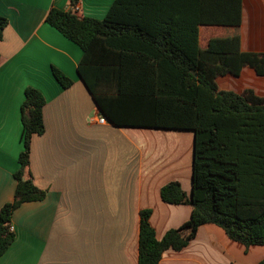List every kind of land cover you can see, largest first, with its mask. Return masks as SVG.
<instances>
[{
  "label": "crops",
  "instance_id": "crops-1",
  "mask_svg": "<svg viewBox=\"0 0 264 264\" xmlns=\"http://www.w3.org/2000/svg\"><path fill=\"white\" fill-rule=\"evenodd\" d=\"M70 1L0 0V17L7 21L0 37V207L14 194L25 88L38 90L45 102L44 131L30 139L27 167L45 195L12 213L14 241L0 264H137L141 211L150 210L157 240L190 218L189 205L164 203L159 191L178 181L190 195L192 132L98 123L101 115L76 70L80 48L45 21L51 7L66 11ZM113 1L77 0L75 12L100 20ZM231 34L240 51L264 55V0H241L240 26ZM52 68L71 80L68 88L58 84ZM215 82L218 90L264 99V75L248 66ZM262 260L264 245L244 247L218 226L203 224L184 248L165 250L158 264Z\"/></svg>",
  "mask_w": 264,
  "mask_h": 264
},
{
  "label": "trees",
  "instance_id": "trees-1",
  "mask_svg": "<svg viewBox=\"0 0 264 264\" xmlns=\"http://www.w3.org/2000/svg\"><path fill=\"white\" fill-rule=\"evenodd\" d=\"M45 21L80 48L78 77L105 120L192 132L190 195L178 181L159 191L164 203L189 205L190 218L157 240L150 210L141 211L137 264H158L165 250L184 248L203 224L244 247L264 245V99L218 90L215 82L237 77L244 66L264 75V55L240 51L231 34L240 26L241 0H114L100 20L51 7ZM6 23L0 17V37ZM200 27L207 31L205 47ZM51 73L62 88L71 85L57 69ZM44 103L38 90L25 88L14 194L0 207V256L14 241V210L45 195L27 175L30 139L44 131Z\"/></svg>",
  "mask_w": 264,
  "mask_h": 264
},
{
  "label": "built area",
  "instance_id": "built-area-1",
  "mask_svg": "<svg viewBox=\"0 0 264 264\" xmlns=\"http://www.w3.org/2000/svg\"><path fill=\"white\" fill-rule=\"evenodd\" d=\"M77 8H78V3H75L74 5L70 6V8L68 10L76 11ZM97 121H98V123H104L105 119L102 116H98ZM10 229L12 230L11 227H10Z\"/></svg>",
  "mask_w": 264,
  "mask_h": 264
},
{
  "label": "rangeland",
  "instance_id": "rangeland-1",
  "mask_svg": "<svg viewBox=\"0 0 264 264\" xmlns=\"http://www.w3.org/2000/svg\"><path fill=\"white\" fill-rule=\"evenodd\" d=\"M206 32H207V31H205V30L202 29V30H201V36H202L204 33H206ZM206 34H207V33H206ZM210 36H217V35H216V33H211ZM202 38H203V37H201V39H202ZM201 39H200V40H201ZM206 39H207V38H206ZM201 42H203V39L201 40ZM190 132H191V131H190ZM191 157H192V152H191Z\"/></svg>",
  "mask_w": 264,
  "mask_h": 264
}]
</instances>
